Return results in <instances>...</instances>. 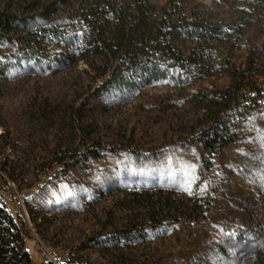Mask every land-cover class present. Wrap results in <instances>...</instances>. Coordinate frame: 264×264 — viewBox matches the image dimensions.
Returning a JSON list of instances; mask_svg holds the SVG:
<instances>
[{
    "label": "rangeland",
    "instance_id": "obj_1",
    "mask_svg": "<svg viewBox=\"0 0 264 264\" xmlns=\"http://www.w3.org/2000/svg\"><path fill=\"white\" fill-rule=\"evenodd\" d=\"M6 2L28 18L0 44V200L25 219L32 264H251L264 248V98L220 150L188 138L198 84H226L233 65L264 82V11L244 22L225 0ZM194 13L223 24L206 73L159 65L95 92L119 55ZM86 137L97 154L52 160Z\"/></svg>",
    "mask_w": 264,
    "mask_h": 264
},
{
    "label": "trees",
    "instance_id": "obj_2",
    "mask_svg": "<svg viewBox=\"0 0 264 264\" xmlns=\"http://www.w3.org/2000/svg\"><path fill=\"white\" fill-rule=\"evenodd\" d=\"M230 4H238L240 10L245 11L248 17L244 22L251 20L252 14H261L264 11V0H225ZM6 2L0 5V44L9 39L19 21L25 16L21 6ZM24 4L35 8V2ZM28 6V7H27ZM223 24L213 21L200 13L193 15L183 14L176 20L169 22L148 36L143 43L119 55L115 64L109 69L103 82L96 86L95 92L114 82H122L128 78L142 75L145 78L154 77L160 70L167 73L170 65L180 70H193L206 73L205 54L211 49L213 42L219 38ZM235 68L228 73V82L215 88L204 87L198 84L193 98L197 107L201 109L202 118L192 129L189 141L198 142L203 149L213 153L228 145L236 136V126L253 108L258 107L264 98V82H251L247 69ZM76 131V130H73ZM85 131L82 130V135ZM87 138V137H86ZM84 149L81 152L78 145L67 155L55 154L52 159L56 164L67 165L75 162L81 154H97L103 146L98 140L87 138L82 140ZM77 151V152H76ZM29 228L22 215L13 214L0 200V264H32L31 255L26 247ZM64 264H74L70 261ZM251 264H264V248H258L253 253Z\"/></svg>",
    "mask_w": 264,
    "mask_h": 264
}]
</instances>
